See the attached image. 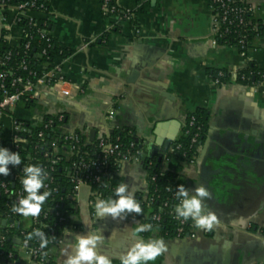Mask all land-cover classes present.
<instances>
[{"label":"crops","instance_id":"crops-1","mask_svg":"<svg viewBox=\"0 0 264 264\" xmlns=\"http://www.w3.org/2000/svg\"><path fill=\"white\" fill-rule=\"evenodd\" d=\"M22 1L0 9V30L4 27L8 44L17 46L23 38L18 16L49 21L58 45L72 50L62 62L71 97L37 85L31 108L19 102L5 111L3 133H10L12 119L37 125L45 116L60 113L66 123L59 132L79 130L87 142L92 131L98 135L106 127L128 129L142 140L147 158L162 157L167 168L180 165L189 197L204 187L208 195L202 198V211L217 217L199 241L164 239L156 231L148 237L133 236L134 227L141 224L138 218L127 212L115 218L96 215L97 199L91 205L90 188L80 185L70 195L76 210L71 224L47 249L53 263L64 264L68 254H75L77 236L98 232L103 242L96 251L111 257L113 264H120L122 254L141 240L138 237L160 239L165 245L149 264H264V86L236 78L249 62L264 68V0H251L260 34L246 58L235 47L213 40L204 0H143L145 9L137 10L135 24L122 22L106 41H100L105 26L99 0H43L47 12H22L17 6ZM117 4L138 9L137 0ZM219 67L228 68L230 78L215 84L208 69ZM196 108L208 110L209 123L193 163L180 162L177 156L166 161V149L160 145L148 153L146 142L154 139L156 124L160 127L155 138L171 137L169 147L179 137L186 115ZM108 110L113 111L111 120L105 118ZM56 152L69 155L65 146ZM109 180L115 188L127 185L126 193L131 191L133 197L148 195V175L141 162L118 160ZM14 244L13 264H31L19 242Z\"/></svg>","mask_w":264,"mask_h":264},{"label":"trees","instance_id":"trees-1","mask_svg":"<svg viewBox=\"0 0 264 264\" xmlns=\"http://www.w3.org/2000/svg\"><path fill=\"white\" fill-rule=\"evenodd\" d=\"M138 1V9H134L128 13L129 23L135 24L136 13L138 11H144L145 4L143 0ZM3 2V3H2ZM99 2H104V0H99ZM16 4V0H0V8H7L10 5ZM107 11L103 15L105 31L100 37V41L107 40L110 34L115 33L119 30V25L121 21H125L126 17H121L120 21H116L114 18L116 16L124 15L122 9L118 6L117 0H106ZM31 10H44L48 11V3L43 0H37L34 7ZM43 8V9H42ZM20 25L29 33L28 36L23 37L22 41L17 46H11L8 44L7 40L3 37L6 29L1 28L0 30V58L4 61L0 70L6 69L9 70V73L5 79V83L8 86V83L13 77H21L23 81H36V79L41 75L42 71L38 70V66L44 62H51L55 57H68L72 53V50L62 48L58 45L56 39L52 35L51 24L46 20H29L23 18L20 21ZM260 34V29L258 27L257 31H252L250 33V39L255 37V35ZM29 42V48L26 50L24 44ZM220 44H224L221 42ZM228 46H234L233 41H229ZM45 50V53H43ZM218 72H221L222 75L219 76V79L222 82L227 81L230 78V71L226 67L219 68H210L208 69V75L210 78H215L218 75ZM264 73V68L259 67L251 62L244 68L238 71L237 81L246 84L257 83L259 81V75ZM243 77V78H242ZM23 83H17L16 88L21 89ZM21 100L27 108H31L34 105V101L31 99ZM193 117V122L190 124L189 121ZM54 118V116H45L44 119ZM66 123L65 115L62 120L57 121L54 118V123L52 128L46 131V136L53 138L55 146L60 149L65 145L67 151L70 152L69 156L62 155L61 161L55 166L54 171L52 172V181L49 182L50 196L45 198V201L41 208L48 207L54 208V205H57L54 210H58L64 217L63 222H59L55 225L56 218L54 214L51 213L47 219V222L43 226H38L35 230L27 228L24 230L22 235L19 234L21 239L29 238L31 245H41L43 241H47L41 246L44 250H47L51 244H54L58 241L59 235L63 228L71 224L70 217L76 214L74 208V201L71 199V193L69 186L71 185L70 179L67 176L65 168L70 166L74 161L78 160L80 157L84 160H89L95 157L100 153V148L98 145L97 135L93 134L92 138L89 141H86L85 136L79 130L74 132L79 137V142L74 143V148L70 151L72 143L63 142L61 139L55 141L57 137V130L62 128ZM209 123V112L203 108H196L194 111L188 113L185 118V122L181 128V133L178 138H176L171 145L166 149V161L167 159L173 157L172 151L170 148H176L175 151L178 153V159L180 162H185L190 160L192 157H196L198 154L197 148L195 145L190 144L191 137L193 133L198 132V144H201L203 139L206 136L207 127ZM32 132L30 138L33 141L34 135L37 132L38 128L31 127ZM110 142H117L121 145L120 151L123 153L129 148L130 142L137 143L135 136L131 133L130 130L114 127L112 132L107 138ZM6 147L10 152H15L8 145L5 144L3 138L0 136V145ZM32 144V143H31ZM132 151L133 149L130 148ZM134 149H140L138 144ZM29 152L31 153L30 165H36L40 169V177L44 180L43 174L45 172V165H47L48 160L43 155L45 152L53 151V148L49 145H37L32 147L29 145L26 150H19L21 153ZM118 156H111L108 158L109 167L108 174H111L116 167V162L118 161ZM163 158L152 157L147 158L144 154L142 155V164L148 175V195L145 199L134 197L140 205L141 212L127 214L132 215L133 217L138 218L141 224H151L152 230L142 232V235L148 237L152 232L156 231L158 236L164 239L173 238L176 235V229L178 227V221L175 218L177 214L174 211V207L179 199V185H183L185 188V179L180 174L181 167L177 165L174 168L164 167ZM150 162V165L148 163ZM155 175L154 180H151V176ZM22 176L24 173L22 172ZM9 178V176H8ZM45 181V180H44ZM56 187V192H53L52 189ZM11 190L14 191L17 188V185L10 186ZM114 184L109 180V176H104L97 183L91 185V190L96 191L98 198L106 199L112 197L115 199L117 196L114 194ZM44 191L37 189V194H42ZM26 193H24V196ZM91 200H94V197H91ZM5 205V206H4ZM0 206L9 212L13 209V201H10L7 196H3L0 193ZM3 209V210H4ZM158 215V222H154L153 216ZM17 218L21 217L22 214L19 212L15 213ZM191 218L187 220V224L184 229H188L189 222ZM36 230L39 231L40 235L36 234ZM18 235L17 231L10 233L9 238L4 242L0 243V264H8L10 260L13 259L16 250L13 236ZM30 235V236H29ZM37 239H39L37 241ZM10 255V256H9Z\"/></svg>","mask_w":264,"mask_h":264},{"label":"built area","instance_id":"built-area-1","mask_svg":"<svg viewBox=\"0 0 264 264\" xmlns=\"http://www.w3.org/2000/svg\"><path fill=\"white\" fill-rule=\"evenodd\" d=\"M3 1V0H1ZM37 0H24L19 3L17 6L20 8L22 12L25 11H42L44 10H31L34 7ZM210 10V35L216 43L223 42L224 45H228L229 41L234 42V46L239 54L246 58L248 51L252 47V38L250 39V33L252 31H257L259 27V22L256 16V9L251 0H204ZM3 3V2H2ZM100 8L102 15L106 14L107 4L106 0L104 2H100ZM3 9V8H0ZM43 9V8H42ZM124 15L116 16L114 19L116 21H120L121 17H126L125 21L121 22H129L128 13L132 10L122 9ZM25 18L29 20H35L33 18L18 16L16 21L20 25V21ZM5 22V18L2 19ZM47 21V20H46ZM21 26V25H20ZM4 28V27H3ZM23 37L29 35V33L23 30ZM136 33L139 32V29L135 30ZM256 36V35H255ZM4 38L6 35L4 34ZM24 48L28 50L29 42L24 44ZM45 53V50H43ZM55 57L51 62H44L38 66V70L42 71L41 75L36 79V81H23L21 77H13L11 81L7 84L5 83V79L9 73V70L3 69L0 70V136L3 138L5 144H8L13 151L18 152L21 157V162L19 164L13 165L11 162L7 165L9 169V174L7 176L0 175V193L3 196H7L10 201H13V207L19 204V199L24 196L25 191L23 190V185L21 184L22 172L23 168L30 165L31 161V153L26 152L21 153L19 150H26L29 145L32 147H36L37 145H46L49 144L53 151L45 152L44 157L47 158L48 163L45 165V172L43 174L44 185L39 188L43 191L48 190L49 182L52 181V172L54 171L55 166L61 161V156L56 152L57 147L55 146L54 139L46 136V131L52 128L54 123V118L57 121L63 119L64 114L60 113L54 116V118H49L45 120L44 118L37 123V125H30L24 121L12 119L11 120V131L8 135H5L4 132V121L3 115L5 114L6 109H12L17 103L22 102L23 100L31 99L32 101L36 100L38 97V93L36 92L37 85H44L48 87L53 93H58L62 95L64 98L69 99L71 97L70 89H67L69 82L67 81L66 72L63 66V61L67 59V57L60 58L61 61H56ZM4 64V61L0 58V67ZM222 75L221 72H218L217 77L213 78V82L215 84L223 83L219 76ZM237 78V75H236ZM243 78V77H242ZM17 83H23L22 88H16L15 85ZM258 84L264 86V73L259 75ZM113 117V111L108 110L106 113V119L111 120ZM193 122V117L189 123ZM31 127L38 128L37 132L34 135V140L32 141L30 138V134L32 132ZM112 127H106L105 130L101 131L97 135L98 145L100 148V153H98L92 159L84 160L83 158H79L74 161L69 167V173L67 176L69 177V181L71 185L69 186L70 193L77 190L80 185H87L91 190V185L97 184L102 177L110 176L108 174L109 161L108 158L111 156H118V160H130L135 162H142V149L139 146V142H130L129 148L125 152L120 151L121 145L117 142L108 141L109 130H112ZM60 128L57 130V137L55 141L61 139L63 142L72 143L70 147V151L74 148V143L79 142V137L74 131H65L63 133L59 132ZM199 133H193L190 144L195 145L197 151L199 152L200 144H198ZM32 143V144H31ZM138 144L140 149H134V147ZM65 146V145H63ZM0 147H3L2 144ZM132 148L133 151L130 149ZM176 148H170L173 156H178V153L173 152ZM10 152V151H9ZM70 155V152H69ZM68 155V156H69ZM196 157H192L190 160L185 161L186 163H193ZM168 161V159H167ZM150 165V162L148 163ZM9 176V178H8ZM155 175L151 176V180H154ZM17 185V188L12 191L10 186ZM53 192H56V187L52 189ZM91 196L94 199H98V194L96 191L91 190ZM183 197H179L177 204L182 200ZM90 204H93V200H90ZM176 204V205H177ZM175 205V206H176ZM5 206V205H4ZM57 205H54V208ZM54 208L43 207L40 210V213L36 217H19L15 216L13 210L11 212L5 210L3 206H0V243H4L8 238L10 233L17 231L18 235H14V243L15 239L19 240V245L28 255L31 264H54L51 256L48 254L47 250H44L41 245H31L29 238L21 239L19 234L22 235L24 230L30 228L35 230L38 226H43L51 213L54 214L56 218L53 225L57 223H61L65 220V217L58 211L54 210ZM4 209V210H3ZM175 211V207H174ZM178 221V227L176 229V240H194L199 241L202 237L209 234V230H205L203 228H197L194 224V221L191 219L189 222L188 229H184L185 225L188 223L187 220L180 218L178 216L175 217ZM24 219L27 221L24 222ZM4 220L5 224H1V221ZM154 222H158L159 216H153ZM60 236V235H59ZM39 239H37L38 241ZM10 256V255H9ZM8 264H13V260H10Z\"/></svg>","mask_w":264,"mask_h":264},{"label":"clouds","instance_id":"clouds-1","mask_svg":"<svg viewBox=\"0 0 264 264\" xmlns=\"http://www.w3.org/2000/svg\"><path fill=\"white\" fill-rule=\"evenodd\" d=\"M13 165L21 162L18 152H9L6 147H0V175L7 176L9 163ZM24 176L21 179L23 190L26 195L19 199V204L13 207L14 212H19L23 217H36L39 215L41 206L45 198L50 196V191L45 190L42 194H37V189L44 185V180L40 177V169L36 165H28L23 168ZM127 185L120 184L114 189L117 198L112 197L106 199L98 198L95 202V213L101 215L107 213L113 218L126 212H141V208L137 200L133 197L131 191L126 193ZM178 195L183 197L175 206V213L178 217L188 220L191 218L197 228L211 230L216 223L217 217L209 212L205 214L202 211V198L208 195L204 187H198L195 195L189 197L188 191L183 185L178 186ZM151 224H138L133 229V236L151 231ZM36 234L40 235L36 230ZM30 236V235H29ZM103 242V236L97 233L85 236H77L74 247L75 254H68L64 264H113V260L107 254H99L96 251L97 244ZM47 241H43L41 246ZM165 251V245L160 239H150L148 241L138 240L134 243L125 254L120 257V264H149L154 262L156 258Z\"/></svg>","mask_w":264,"mask_h":264},{"label":"water","instance_id":"water-1","mask_svg":"<svg viewBox=\"0 0 264 264\" xmlns=\"http://www.w3.org/2000/svg\"><path fill=\"white\" fill-rule=\"evenodd\" d=\"M6 110H8V109H6ZM159 125H155L154 126V129H153V131H152V134L156 137V136H158V134H159ZM76 129H74L73 131H75ZM109 132L111 133L112 132V130H109ZM91 138H92V136H93V134H94V132L92 131L91 133ZM154 137V139H152V138H150L149 140H147V142H146V145H147V149H148V153L149 154H152L153 152H154V149L156 148V147H154V146H158L159 147V145L160 146H162L164 149H167L168 148V145H169V143H170V141L172 140V138L171 137H166V138H164L162 141L160 140V138H155ZM138 142H139V146L141 147L142 146V143H141V139H136ZM1 224H5V221L4 220H2L1 221ZM139 239H142L141 237H138ZM58 239H60V236H59V238ZM15 241H17V242H19V240L18 239H15ZM15 264H19L18 262H16Z\"/></svg>","mask_w":264,"mask_h":264}]
</instances>
